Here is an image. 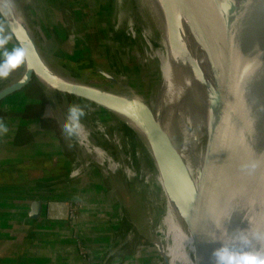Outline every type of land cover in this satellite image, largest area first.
<instances>
[{
  "label": "water",
  "instance_id": "water-1",
  "mask_svg": "<svg viewBox=\"0 0 264 264\" xmlns=\"http://www.w3.org/2000/svg\"><path fill=\"white\" fill-rule=\"evenodd\" d=\"M190 1L229 38L224 42L203 29L204 36L215 45L211 48L203 42L202 33L192 28L194 40L205 51L201 60L203 73L197 78L188 74L190 71L181 73L177 69L179 55L172 59L164 128L159 129L150 108L153 86L148 72L140 73V91L131 87L129 92L117 94L120 84L107 67L89 58L82 69L81 62L45 56L34 26L28 32L22 31L15 17L1 8L0 16L20 48L24 69L20 78L0 88V100L23 90L37 76L44 86L59 93L94 101L104 108L110 104L138 117L156 157L165 209L169 201L173 205L175 202L193 237L197 264H216L213 252L222 244L236 260L245 254L264 253L263 233L260 234L264 230V212L260 209L264 196V47L253 50L264 39V0H224L227 6L221 0ZM53 68L83 83H66L54 74ZM251 86L258 87L253 100L244 93ZM212 88L213 95L208 100ZM199 123V147L203 146L204 152L195 181L174 134L192 135ZM10 169L0 168V173ZM42 210L43 201L34 199L29 216L37 219ZM156 246L169 264L159 241ZM115 250H110L107 259ZM179 256L176 264H194L191 253L186 261Z\"/></svg>",
  "mask_w": 264,
  "mask_h": 264
},
{
  "label": "rangeland",
  "instance_id": "rangeland-1",
  "mask_svg": "<svg viewBox=\"0 0 264 264\" xmlns=\"http://www.w3.org/2000/svg\"><path fill=\"white\" fill-rule=\"evenodd\" d=\"M129 1L127 8L132 21L124 24L123 28H115L117 0H28L26 12L29 26H34L38 45L44 48L45 56L81 62L82 69L86 68L84 63L91 58L96 65L105 66L115 74L122 83L115 92L122 94L129 92L128 88L131 87L139 91L142 89L140 73L148 72L153 87L156 86L158 78L154 76L158 72L157 58L151 57L152 61L148 60L149 63L143 62L145 49L138 44V38H133L128 32L131 28H135L140 34L147 30L144 17L139 9L135 8L137 1ZM153 46L159 48V43L153 41ZM188 53L191 56L193 54L191 49ZM119 75L125 76L126 82H122ZM30 90L35 96L44 98L50 106L51 124L59 129L67 146L69 158L73 160L72 175H89L87 172L91 170V175H99L100 187L106 193H114L117 197L118 213L121 215L119 217L123 221L126 233L122 242L112 246L111 249L117 250L109 259H114L113 263L115 261L117 264L122 262L141 264L144 261L142 258L149 259L147 262L144 261L147 264L161 260L166 264L156 246L159 241L163 250L167 243V240L159 238L158 234L160 227L163 226L165 198L157 182L153 158L129 124L130 121L134 122V116L124 112L119 119L99 103L47 88L37 76L33 79ZM122 98L127 97L122 95ZM72 104L80 105L85 112L76 129L84 147L92 151L95 142L97 145L100 144L99 146L111 156V162L108 161L105 165L98 164V161L106 159L101 149L97 147L94 148L96 161L90 160L84 155L77 134L68 136L63 131ZM149 150L154 157L151 145ZM112 164L114 171L109 170V165ZM148 173L156 178L148 180L146 178ZM191 174L194 176L193 171ZM81 196L83 195L74 199L73 207L78 208L89 203ZM168 233L176 243L178 233L175 226H169ZM191 240L190 249L195 262L199 256L192 236ZM121 243L124 244L119 246Z\"/></svg>",
  "mask_w": 264,
  "mask_h": 264
},
{
  "label": "crops",
  "instance_id": "crops-1",
  "mask_svg": "<svg viewBox=\"0 0 264 264\" xmlns=\"http://www.w3.org/2000/svg\"><path fill=\"white\" fill-rule=\"evenodd\" d=\"M0 69L8 73L0 76V88L20 78L24 69L20 48L1 16ZM32 82L0 100V120L8 128L0 134V168H11L0 173V264H116L107 259L108 251L126 233L117 197L100 187L99 175L91 170L72 175L73 160L51 124L50 106L32 93ZM80 195L89 203L73 207ZM34 199L43 201L37 219L29 216ZM73 208L92 252L88 263L73 237Z\"/></svg>",
  "mask_w": 264,
  "mask_h": 264
},
{
  "label": "bare ground",
  "instance_id": "bare-ground-1",
  "mask_svg": "<svg viewBox=\"0 0 264 264\" xmlns=\"http://www.w3.org/2000/svg\"><path fill=\"white\" fill-rule=\"evenodd\" d=\"M27 1L28 0H0V8L3 9L7 13L10 12L15 17L21 30L24 32H28L29 30H31V26H29V20L27 18V12H28L26 8ZM128 1L129 0L123 2V0H117L118 12L115 15V25H116L115 28H120L124 26V24H127L128 22L130 23L132 21V18L129 16L130 14L129 10L127 8ZM136 1H137V4L135 5V8L139 9L141 15L144 17V21L147 23L146 25H147L148 32L147 30L146 32L145 30H143L142 34H140L139 32L135 30V28H131L128 32L133 38H138L137 39L138 44L144 47L145 49V55L143 58V62L147 61L146 63H149V61L152 58H157L158 72L157 73L155 72L156 74H154V76L158 77L157 84L156 86L152 88L150 92L149 102H150V108L153 112V117L155 119V122L157 123L159 129H161L162 127L163 128L165 127V118H166V108L165 107H167L166 98H167V89H168L167 87L170 81L169 80L170 79V66H171V61H173L172 59H175V57L179 55V58H178L179 68L177 69L181 73L185 72V74H187V72L190 71L191 73L189 72L188 74L193 75V77H196V78L202 76V73H203V69H202L203 65L201 64V60H203V58L205 57V51L203 50V47L202 48L200 47L197 40H194L193 35H192L193 34L192 28L196 27L197 30L200 31L203 36H204L203 34L204 32H202V30L207 28L209 29V31H211L212 35H215L213 37H216L219 40H223L224 42H227L229 35L223 29L219 28L213 22H211L203 13H201L194 6V4L190 0H136ZM221 1L224 5L227 6V3L224 0H221ZM189 27L191 28L190 32H188ZM171 38H173V41L170 40ZM153 41L159 43V48H155L153 46ZM210 41L211 40H207V36L203 37L204 43H208V46L211 48L212 46L215 47L213 42L210 43ZM199 42L204 46V43L201 40ZM263 47H264V39L253 50L258 51L259 49H262ZM41 49H42V52L45 53L44 48H41ZM190 49L193 52L192 56L188 53ZM220 66L221 64L219 65V68ZM52 70L54 71V74L58 76L59 79L63 80L66 83H70V84L83 83V81L74 80L73 78L67 76L65 73H62L58 69L53 68ZM119 78L122 80V82L125 81V76L119 75ZM217 81L218 79L215 81L213 88H216ZM120 83L121 82L118 80V84ZM213 88L208 97V100H210L213 95ZM257 88H258L257 86H251L245 89L244 93L248 95L247 98L249 100H253L254 95H255L254 93ZM105 107L108 111L113 113L119 119L122 118L121 114L125 112L122 109L111 106L110 104L106 105ZM124 122L126 123V121ZM129 124L134 129V131L139 136V138L142 140L143 144L145 145L148 152L152 156L154 164H155V168H156L157 182L159 186L161 187L159 173L157 170L158 166H157L156 160L153 157V154L149 150V146L151 145V143L147 135L146 128L141 123L139 118L135 117V115H134V122L130 121ZM206 127H208V122L206 123ZM199 128H200V123L199 125L195 126V131L192 135H189L187 134V132H185L186 133L185 137L182 133H181L182 135L179 134L180 137L177 136V134H174L176 138L180 140L179 147L182 153V157L185 160V163L188 167L189 172L191 173L193 171L194 176L193 175L192 176L195 179V181H197V177L200 172L199 161L203 157V152H204L203 146L199 147L200 145L199 142L201 140L199 139L200 137V134L198 132ZM76 134L79 139V143L82 144L83 146L84 155H87L90 160L96 161L95 160L96 151L94 150V148L96 149L97 147L101 149V153L103 157L106 159V161L104 160L98 161V164L105 165L106 162L107 163L108 161L111 162L110 160L111 156L107 154L101 146H99L100 144L97 145V143L95 142V147L92 148L93 149L92 151H90L88 147L86 148L84 147L85 145L81 142L78 136L79 133H77V130H76ZM263 134H264V129L261 131V135ZM262 167L264 168V159H263ZM77 170L79 171L81 169H77ZM109 170L111 171L115 170L113 164L112 166L109 165ZM146 178L150 180V179H155L156 177L153 174L151 175L150 173H148V175H146ZM174 205L172 201H169V203L166 205L165 214L162 219L163 226L160 227V231H158L159 238L163 240L164 239L168 240L169 242L168 245L165 244L164 249H163L164 255L168 257L169 259V264H176L175 262L179 255L180 256L182 255L185 261L187 260L188 253H191L193 257V252L190 249V247L192 246L191 236H189L190 235L188 233L189 231L182 221V217L179 213V210L176 207L175 202H174ZM260 209L261 211L264 212V196L261 200ZM169 226H175V228L177 229L178 234H177L176 243L173 242V239H171L168 233ZM261 233H263L262 241H264V230L260 231V234ZM197 260L199 262V259ZM192 262H193V259L191 263ZM194 264H197L196 260Z\"/></svg>",
  "mask_w": 264,
  "mask_h": 264
},
{
  "label": "clouds",
  "instance_id": "clouds-1",
  "mask_svg": "<svg viewBox=\"0 0 264 264\" xmlns=\"http://www.w3.org/2000/svg\"><path fill=\"white\" fill-rule=\"evenodd\" d=\"M11 70V69H9ZM8 73L0 69V76H5ZM69 118L63 126V131L72 136L76 134V129L79 126L81 118L85 115L84 109L78 104H72L69 107ZM8 128L3 120H0V134L7 133ZM245 167H248L245 165ZM255 167V165H252ZM242 232V231H240ZM239 232L237 233V235ZM243 239V238H241ZM213 257L216 264H264V253L256 252L252 254L243 255L242 259L236 260L231 250L224 244L213 252Z\"/></svg>",
  "mask_w": 264,
  "mask_h": 264
},
{
  "label": "built area",
  "instance_id": "built-area-1",
  "mask_svg": "<svg viewBox=\"0 0 264 264\" xmlns=\"http://www.w3.org/2000/svg\"><path fill=\"white\" fill-rule=\"evenodd\" d=\"M71 219L73 220L71 223V229L73 231V237L75 239V242L77 243V247L79 249V252L81 256L86 260V262H90L92 258V252L91 249L85 244L83 241L84 233L82 230H80L77 227L78 219H79V211L77 208H73L70 213ZM117 264V263H116ZM120 264H128V262H122Z\"/></svg>",
  "mask_w": 264,
  "mask_h": 264
}]
</instances>
